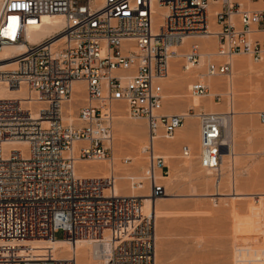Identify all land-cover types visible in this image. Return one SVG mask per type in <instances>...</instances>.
I'll return each mask as SVG.
<instances>
[{"label":"built area","instance_id":"built-area-1","mask_svg":"<svg viewBox=\"0 0 264 264\" xmlns=\"http://www.w3.org/2000/svg\"><path fill=\"white\" fill-rule=\"evenodd\" d=\"M247 1L263 5L249 7L243 0H0V89L21 91L0 98V264H76L74 253L55 257L51 248L34 253L19 245L21 240L56 239L58 231L74 246L80 239L99 245L107 239L108 264H154V215L143 212V194L153 201L162 197L165 186L159 180L169 171L155 143L172 139L190 114L198 123L199 166L217 174L228 149L222 142L224 116L231 114L202 106L186 114L164 113L169 62L179 57L183 71L201 67L189 84V96L212 95L219 102L221 87L212 79L231 74L232 57L245 54L255 63L264 57V0ZM53 15L62 16V25L30 40V34L40 32L42 17ZM206 36L216 45L201 63L199 39ZM7 45L24 49L4 57ZM77 81L83 83L85 99L77 122L68 124L63 107ZM118 101L130 118L145 120L147 140L140 153L146 157L148 185L127 177L131 188L138 186L143 194L117 195L113 172L105 177L75 173L77 159L112 163V108ZM258 116L264 122V112ZM190 155V147L181 145L180 156Z\"/></svg>","mask_w":264,"mask_h":264},{"label":"rangeland","instance_id":"rangeland-1","mask_svg":"<svg viewBox=\"0 0 264 264\" xmlns=\"http://www.w3.org/2000/svg\"><path fill=\"white\" fill-rule=\"evenodd\" d=\"M243 1L249 3L247 0ZM215 29L217 30L218 27L215 26ZM211 39H213L214 43L212 47L215 48L216 40L215 38ZM237 57L247 62L249 61L253 66L264 64V58L261 62L255 63L248 55L241 54ZM178 63L181 65V60ZM199 69L202 68H195L192 76L187 77L176 90H179L178 93L187 95V98H183L186 101L164 102L165 112L182 113L190 105L193 97L189 96L187 86L195 79L196 70ZM234 77L235 80H233L234 82L232 81L234 102L237 99L242 100L243 102H239V109L247 107L246 109H250L249 111L252 112H240L237 114V118L241 121L244 120L248 127L245 131H239L236 136L235 150L239 155L233 174L237 188L244 193L254 194L252 197L231 195L210 197L209 194L215 192L213 183L217 178V174L214 171L207 172V170L199 166L198 148L191 150V155L187 158L180 156L181 145H188L184 141L171 145L172 158L170 159L166 158L164 152L157 151L163 156L165 163L169 167L166 178L159 180L165 186V194L167 195L164 194L158 199L156 211L152 213L154 215L156 234L155 250L157 249L159 255H161V264H264V198H260L258 195V193H264V122L260 121L258 116L259 112H264V70L246 77L244 75L240 76V74L238 75L240 78L235 75ZM213 80L218 81V85L223 88H220L221 91L220 89L216 90L221 92V100L219 102L213 101L211 96L195 99L202 101L204 104L211 100L215 103V107L221 106L224 111L228 108V95L224 94L228 90V81H226V76ZM219 81L221 82L220 84ZM163 86V94H165L166 88L165 85ZM241 95H245V98ZM247 96H249V100L246 99ZM252 96L255 99L252 98V100ZM187 100H189V104L186 103ZM246 101L247 103H244ZM83 103L84 101H70L67 107L72 105V111L76 114L79 106ZM204 104L200 106L205 108ZM114 107L121 109V117L117 121L114 113L112 122L113 142L125 143L119 149L116 147L117 156L113 159L115 162V165H113L116 168L114 173L117 176L115 184L121 194H128L133 188L129 186L130 181L127 177L129 175L136 177L144 174L146 157L140 153V149L147 139L146 124L144 119L130 118L127 113V107L123 102H114L113 110L115 109ZM190 121L186 120L185 127L188 126L186 132L192 137L194 124L196 129H198V123L196 119H191ZM131 124L137 127L140 134V143L137 145V149H135L136 146L133 147L127 141L129 140L127 136L129 135ZM190 131L193 133H190ZM245 135L250 136L249 141L246 140ZM164 141H171V139ZM246 152L251 154L246 155ZM126 153L139 155L141 166L134 169L132 164L125 163L124 160L128 156L125 155ZM112 154L114 156L113 151ZM103 161L108 162V160ZM245 168H248L246 172L243 170ZM230 183L231 174L227 171L219 185V192L223 194L230 193ZM146 185H148L147 181ZM149 212L147 210L146 213ZM55 237L56 239H61L63 237L62 232L58 231L55 233ZM70 251V248L65 251V247H57L53 255L55 257L69 255ZM41 252L43 250L37 253ZM94 262L97 261L92 263ZM83 264L87 263L84 262Z\"/></svg>","mask_w":264,"mask_h":264},{"label":"bare ground","instance_id":"bare-ground-1","mask_svg":"<svg viewBox=\"0 0 264 264\" xmlns=\"http://www.w3.org/2000/svg\"><path fill=\"white\" fill-rule=\"evenodd\" d=\"M246 4L249 7H255L257 5H263L262 3H250V2L246 3ZM157 11H161V10L157 9ZM157 22H158V17L155 16L153 18V25H155ZM62 23H63V19H62L61 15L43 16L42 17V25L40 26V32L35 33V34H30L29 39L30 40H37V39H39L45 35H48V34L52 33V31H54L58 27H60L62 25ZM215 26L216 25L214 23L211 24L212 31H216ZM210 38H213V37L212 36H206L204 38L199 39V44L202 47H204L203 48L204 52L201 54V58H200L201 63L205 60L206 57H208V54L213 53V51H210V50L211 49L213 50L214 47H212V46L214 43H213V39H211L212 40L211 41ZM190 40L191 39L187 38L184 40V43L186 44ZM23 49H24V46H22V45H7L3 48L2 55L4 57H9L10 55H12V53H20L19 51H23ZM237 56H239V55H235L232 57V59H231L232 60V72H231V74L226 76V79H227L226 81H228L229 86H228V92H226L224 94H226V96L228 95L227 96L228 97V108L223 111L221 106L215 107L214 106L215 103H213L211 100L207 101V103L204 104L202 101L195 99L198 97H193V99L190 98V99H192L190 101L191 102L190 105H188V107L185 108V111L180 113V114H186L188 108L198 107L202 104H204L205 109H208L209 111H216L219 113H231L229 116H224L225 132H224V135L222 136V142L225 145V147L228 149H225L222 153V160H221L219 168L217 169L218 172L216 175L217 178H219V179L216 178L215 182L213 183V185H214L213 187L215 188V192L213 194L212 193L209 194L210 197L211 196H217V195H219L220 197H221V195H222V197H224L226 195H231V196H236V197H252L254 194V193H244L239 188H237L236 183H235V177L233 174L234 173V166L237 163V158L239 155V153H237L235 150L236 136H237V133L239 131H241V130L245 131L248 127L247 124H245L244 120L241 121L240 119L237 118V114L240 112H252V111H249L250 109L247 110L246 109L247 107H244L243 109H239L240 107H238V105H239L240 101L243 102L242 100L237 99V100H239L238 104H237V100H236V102H234V100H233V96H234L233 94L234 93L232 91V85H233L232 81L235 80L234 75L238 77V75L240 74V76L244 75L246 77V76H250L253 73L263 71L264 70V64H262L261 66H255V65L253 66L249 61L247 62L244 59H241ZM179 60H180V58L178 57V58L171 59V61L169 62L168 75L163 80V83H164L165 88H166L163 103L166 101L167 102H169V101L185 102L186 101V100L184 101L183 98L184 97L187 98V95L186 94L183 95L181 93H178L179 90L178 91H176V90L187 77L189 78L190 76H192L193 72L195 71V67H193L187 71H183L181 69L179 63H178ZM6 63L7 62H3L2 65L6 64ZM233 73H235V74H233ZM223 77H225V76H223ZM238 78H240V77H238ZM213 82L217 83L218 81L213 80ZM220 83L221 82L219 81V84ZM217 85H218V83H217ZM188 87H189V85L187 86V90H188ZM236 90H238V89H236ZM220 91H221V89H220ZM220 91H218V92H220ZM16 92H17L16 90H12V89H10L9 91L0 89V98L1 97H12V96L18 95V94L21 95V91H19L18 93H16ZM230 92L232 93V95H230ZM244 92H246V91H244ZM256 94L259 95L258 93H256ZM210 96L212 97V95H210ZM244 96L245 95H243L242 97H244ZM254 96H252L251 99L252 98L255 99ZM248 97L249 96H247V98H246L247 100H249ZM84 99H85V94H84V86H83L82 81L74 82L73 83V89H72L71 101H73V102H78V101L81 102L82 101L83 102ZM189 100H187V102H186L187 104H189L188 103ZM244 103H247V101ZM67 104L63 107V113H64L63 119L68 124L69 123H75L77 121H76L75 114L72 111V105H69V107H67ZM248 104H249V102H248ZM114 110H115V112H114ZM114 110H113V112L116 114V115L115 114L114 115L118 121V119H120V117H121V109L119 107H116ZM162 111L165 112L164 106L162 107ZM187 119L189 122L191 119H195V117L189 114L187 116ZM186 120H185L184 124L177 129V132L174 135V137L171 139V141H164L161 139L155 143L156 151L164 152L166 158L170 159V158H172L171 152H170L171 145L173 146V144H176L179 141L187 142L188 146L190 147L191 150H193L194 148L199 149V137H200L199 136V129H196V132H195V134H193L192 137L189 136V134L186 132V128L188 126L185 127L186 126ZM117 124H118V122H117ZM119 125H120V123H119ZM191 126H189V127H191ZM129 128H130L129 129V135L127 136V139H129V140H127V141H129L133 147L136 146L135 149H137V145L140 143L139 142L140 141L139 130L137 129V127L135 125H132V124H131V127H129ZM191 131H193V130H191ZM191 131H190V133H193ZM245 137H246L247 141L250 140L249 135H245ZM77 143L78 142H76L74 145H77ZM145 143H146V141H145ZM17 144L18 143H11L12 146H16ZM124 144L125 143H123V142H117V143L113 142L112 151L114 153V156L111 160L112 163H109V161L108 162H104V161L102 162V160L101 161L85 162L84 160L77 159L75 161V165H74L75 173L77 175L82 176V177H105L109 173L113 172V174L117 178L116 174L114 173L116 168L114 166L115 162L113 161V159H115V157L117 156L116 155V147L119 149ZM118 149H117V153H118ZM136 152H138V151H136ZM119 153H120V151H119ZM245 154L247 155V154H251V153L246 152ZM125 155H128L125 158V160L127 162H130V164H132L134 166V169H137L139 166H141V160H140L141 158H139V155H137V154L136 155L135 154L130 155L127 153ZM246 169H248V168H245L243 170L246 172ZM205 170H207V172L212 171L210 169H205ZM227 171H229L231 174V183H230L231 192L228 194L227 193L223 194V193L219 192V185H220L221 181L223 180V176L225 175V173ZM133 178H135L136 181H139V180L142 181L143 184L141 186H143V187L147 186L144 175H139L136 177L133 176ZM163 178H166V176H163ZM123 185H126V184H123ZM136 187L133 186V190H131V192L128 194L129 195L143 194L142 191L136 190V189H138V186H136ZM115 193L117 195L121 194V192L118 191V187L116 186V184H115ZM165 195H167V194H165ZM258 195L260 198H264V193H258ZM158 199H160V198H157L154 201L150 200L147 197L146 193H144L143 194V212L146 213L147 210H149L151 213H154L156 211V208H157ZM155 238H156V234H155ZM20 242H21V244H19V245H24L26 250H29V251L34 252V253L40 252L41 250L45 251L46 248H51L52 252H54L55 248H57V247H65V251H68L70 248L71 251H70L69 255H72L74 253V255L76 257V264H83L84 262L87 264H108V260H109L108 255L110 252V243L107 241V239H103L102 245H99L97 242H95L93 240L80 239V240L76 241L75 246L71 245L65 239H28V240H21ZM87 250H89V252H87ZM93 261H97V262L92 263ZM161 261L162 260H161V255H159V251L157 249L155 250V248H154V264H161Z\"/></svg>","mask_w":264,"mask_h":264},{"label":"crops","instance_id":"crops-1","mask_svg":"<svg viewBox=\"0 0 264 264\" xmlns=\"http://www.w3.org/2000/svg\"><path fill=\"white\" fill-rule=\"evenodd\" d=\"M164 113H167V112H164ZM172 113H174V112H172ZM194 134H195V132H196V125L194 124Z\"/></svg>","mask_w":264,"mask_h":264}]
</instances>
